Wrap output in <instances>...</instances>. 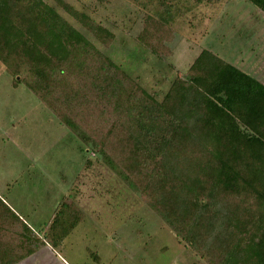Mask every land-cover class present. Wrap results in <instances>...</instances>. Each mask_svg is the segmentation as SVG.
<instances>
[{
	"label": "trees",
	"instance_id": "trees-1",
	"mask_svg": "<svg viewBox=\"0 0 264 264\" xmlns=\"http://www.w3.org/2000/svg\"><path fill=\"white\" fill-rule=\"evenodd\" d=\"M245 1L264 12V0ZM160 4L138 36L157 55L170 51L178 8ZM114 39L67 0H0V61L14 84L98 151L204 264H264V83L203 48L158 98L97 44ZM71 209L41 237L0 197V264L61 243L78 222Z\"/></svg>",
	"mask_w": 264,
	"mask_h": 264
},
{
	"label": "rangeland",
	"instance_id": "rangeland-1",
	"mask_svg": "<svg viewBox=\"0 0 264 264\" xmlns=\"http://www.w3.org/2000/svg\"><path fill=\"white\" fill-rule=\"evenodd\" d=\"M67 1L92 12L114 31L110 46L97 44L158 98L175 77L185 75L203 48L217 49L226 39L224 29L209 24L226 0H175L178 8L169 18L170 51L162 55L153 53L138 36L145 14L158 11L163 0L145 6L138 0ZM0 197L41 237L46 223L64 206H71L76 220L81 219L72 223L61 243L51 249L43 246L34 264L48 260L53 261L50 264H200L199 255L180 241L139 190L61 124L25 82L15 85L1 61ZM62 201L64 206L57 210Z\"/></svg>",
	"mask_w": 264,
	"mask_h": 264
},
{
	"label": "crops",
	"instance_id": "crops-1",
	"mask_svg": "<svg viewBox=\"0 0 264 264\" xmlns=\"http://www.w3.org/2000/svg\"><path fill=\"white\" fill-rule=\"evenodd\" d=\"M220 7V11L222 12L220 13L219 11L218 14L216 12V17L214 19H210L209 24L210 26L212 25L220 28V30L224 29L225 32L223 34L226 39H224L225 41L222 40V47L214 49L207 46L205 48L213 50L223 58L237 65L264 83V12L260 11L258 8L245 0L227 1ZM226 15H228V18H226ZM236 15H239V20L234 21ZM228 39L230 40L227 41ZM220 49L222 51H218ZM229 51L231 52V55H229ZM234 51H236L237 54H235ZM3 200L5 201V199ZM16 213L18 212L16 211ZM23 219L27 222L25 218ZM46 247L51 249L52 246L50 244H46ZM42 249L36 251L34 254L26 257L25 259H22L16 264H34L35 262L33 261L38 259L36 253H41ZM51 262L53 261L48 260L45 264H50ZM199 262L200 264L202 263L201 261Z\"/></svg>",
	"mask_w": 264,
	"mask_h": 264
}]
</instances>
